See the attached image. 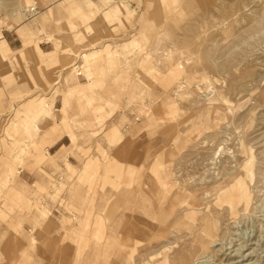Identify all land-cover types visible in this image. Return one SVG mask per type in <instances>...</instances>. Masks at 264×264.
I'll list each match as a JSON object with an SVG mask.
<instances>
[{"label":"rangeland","instance_id":"obj_1","mask_svg":"<svg viewBox=\"0 0 264 264\" xmlns=\"http://www.w3.org/2000/svg\"><path fill=\"white\" fill-rule=\"evenodd\" d=\"M184 259L264 264V0H0V264Z\"/></svg>","mask_w":264,"mask_h":264},{"label":"bare ground","instance_id":"obj_2","mask_svg":"<svg viewBox=\"0 0 264 264\" xmlns=\"http://www.w3.org/2000/svg\"><path fill=\"white\" fill-rule=\"evenodd\" d=\"M26 44H27V42H25L24 46H25ZM137 170H138V169H137ZM138 179H139V178H138ZM132 181H133V180H132ZM160 184L163 185L164 183H160ZM144 187H145V184H144ZM162 187H163V186H162ZM164 187H165V186H164ZM161 197H162V196H161ZM161 197H160V199H161ZM144 198H145V197H144ZM225 199H226V200H224L225 203H227V204H229V205H232V203H233V197H232V198H231V197L229 198L228 196L225 195ZM146 200L149 201V199H146ZM204 200H205V199H204ZM159 201H160V200H159ZM226 201H227V202H226ZM152 203H153V202H152ZM225 205H226V204H225ZM192 206H193V205H192ZM190 207H191V206H190ZM193 207H194V206H193ZM150 209H151V208H150ZM159 210H160V209H159ZM191 211H192V210H191ZM195 216H196V215H195ZM202 216H203V215H202ZM121 217H124V218H125V216H122V215H121ZM191 217H192V215H191ZM200 217H201V216H200ZM192 218H193V217H192ZM195 218H196V217H195ZM203 218H204V217H203ZM203 218H202V220H203ZM152 219H153V218H152ZM120 220H121V219H120ZM154 222H156V221H154ZM118 223H119V222H118ZM123 224H124V223H123ZM162 224H163V223H162ZM178 224H179V222H178ZM157 225H158V224H157ZM157 225H156V226H157ZM159 225H160V224H159ZM175 225H176V224H175ZM135 226H136V225H135ZM135 226H134V228H135ZM178 226H179V225H178ZM117 227H118V226H117ZM119 227H120V226H119ZM122 227H123V226H122ZM132 227H133V226H132ZM157 227H158V226H157ZM123 228H124V227H123ZM137 228H138V226H137ZM137 228H135V229H137ZM149 228H151V227H147V230H150ZM116 229H117V228H116ZM131 229H132V228H131ZM135 229H134V230H135ZM119 230H120V228H119ZM201 230H202V229H201ZM117 231H118V229H117ZM129 232H130V231H129ZM131 232H132V231H131ZM141 232H142V231H140V233H141ZM203 232L206 233V232H208V231H207V229L204 228V229H203ZM115 233H116V232H115ZM121 233H122V232H121ZM132 233H133V232H132ZM132 233H131V234H132ZM157 233H158V232H157ZM123 234H125V233H123ZM137 234H138V233H137ZM200 234L203 235V233H200ZM129 235H130V233H129ZM125 236H126V235H125ZM143 236H144V235H143ZM150 236H151V235H150ZM153 236H154V235H153ZM207 236H208V235H207ZM156 237H157V236H156ZM126 238H127V237H126ZM126 238H124V239H126ZM132 238H133V237H132ZM136 238H137V237H136ZM136 238H135V239H136ZM143 238H144V237H143ZM124 239H122V241H124ZM128 239H129V238H127V240H128ZM135 239H134V240H135ZM153 239H154V238H153ZM130 240H131V239H130ZM132 240H133V239H132ZM132 240H131V241H132ZM117 241H118V240H117ZM120 242H121V240L118 242L119 244H116V248H117V254H116V255H118V253H119V246L121 245ZM142 242H144V241H142ZM142 242H141V243H142ZM207 242H208V241H207ZM121 243H122V242H121ZM142 244H143V243H142ZM138 245H139V244H138ZM128 246H129V245H128ZM124 248H125V247H124ZM134 248H138V246H137V247H133V249H134ZM141 248H142V247H141ZM131 250H132V249H131ZM137 250H138V249H137ZM142 250H143V249H142ZM197 250H198V249H197ZM103 251H104V250H103ZM129 252H130V251H128V253H129ZM159 252H160V251H159ZM104 253H105V252H104ZM104 253H103V254H104ZM115 253H116V252H115ZM134 253H137V252H134ZM188 253H189V252H188ZM150 254H151V253H150ZM121 255H122V254H121ZM128 255H129V254H128ZM183 255H184V254H183ZM185 255H186V254H185ZM188 255H190V253H189ZM198 255H199V254H198ZM153 256H154V255H153ZM168 256H169V255H168ZM185 257H187V255H186ZM185 257H184V258H185ZM199 257H200V256H199ZM116 258H117V257H116ZM118 258H119L118 261L120 262V257H118ZM179 259H180V258H179ZM181 259H183V257H182ZM186 259L188 260V257H187ZM189 259H190V258H189ZM194 259H195V258H194ZM177 260H178V259H177ZM179 261H180V262H181V261L183 262V260H178V262H179ZM122 262H125V261H122ZM180 262H179V263H180ZM184 262H185V259H184ZM187 262L189 263V261H187ZM154 263H156V262H154ZM158 264H159V263H158ZM183 264H186V262L183 263Z\"/></svg>","mask_w":264,"mask_h":264},{"label":"crops","instance_id":"obj_3","mask_svg":"<svg viewBox=\"0 0 264 264\" xmlns=\"http://www.w3.org/2000/svg\"><path fill=\"white\" fill-rule=\"evenodd\" d=\"M4 40V39H3ZM21 40V39H20ZM5 42V41H4ZM12 43H14V45L16 44V40H15V38L12 40ZM5 46H6V48L8 49V50H10V51H16V50H11L8 46H9V43L6 41L5 42ZM18 49H20V47L18 48ZM17 49V50H18ZM40 49V48H39ZM40 51L41 52H43L41 49H40ZM62 138V137H61ZM61 138H58V141H60V139ZM67 145H65V144H62V145H60L59 146V148L55 151L56 153H58V152H62V151H64V148L66 147ZM21 180H23L24 182H27L26 180H24V179H21Z\"/></svg>","mask_w":264,"mask_h":264}]
</instances>
